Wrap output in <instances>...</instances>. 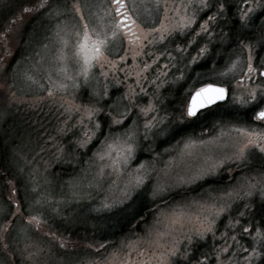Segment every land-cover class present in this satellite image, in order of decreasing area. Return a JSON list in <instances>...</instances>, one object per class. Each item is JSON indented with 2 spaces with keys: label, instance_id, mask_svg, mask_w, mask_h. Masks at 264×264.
<instances>
[{
  "label": "rangeland",
  "instance_id": "1",
  "mask_svg": "<svg viewBox=\"0 0 264 264\" xmlns=\"http://www.w3.org/2000/svg\"><path fill=\"white\" fill-rule=\"evenodd\" d=\"M28 1L0 0V57L5 56V53L9 57L7 64L4 58L0 63V101L8 110H19L17 118L14 113L9 112L12 119L7 125L12 128L11 124H15V129L9 132L15 139L12 140L13 149L9 151V159L21 177L19 201L22 202L24 191L30 202L26 209L29 215L20 218L18 214L22 209L16 210L18 198L13 181H2L0 264H156L155 256L159 255V251L153 252L152 242L156 233L161 231H168V235L161 242L170 244L175 241L182 253L207 240L208 246H216L215 260L219 264L238 255H242L240 264H248L246 257L249 253H240L241 249L249 248L252 251V247L261 242L253 239L255 230L252 232L239 218L235 220L236 218L219 217L223 220L220 225L216 221L214 232L208 233L203 240L193 236L195 242L191 245L187 237L188 229L192 225L187 219L189 216L194 218L201 205H211L213 201L216 207L224 206L226 212L234 210L238 204L233 199L235 193L244 192L242 189H246L249 183L264 181L263 174L252 177L237 172L239 178L234 181L233 188L202 190L197 196L186 199L171 200L168 196L170 193L179 196V189L226 174L227 169L232 171L239 169V166H251L255 162L254 165H257L259 161V158L251 157L240 164L226 162L216 170L215 175L195 178L210 165L231 155L234 146L241 141V134L233 129L245 128L264 132V123L261 122L252 126L237 122L219 123L208 136L186 137L175 144L170 142L172 126L181 123L179 117L182 107L178 105L173 109L171 99H167L166 89L175 88L185 82L186 95L187 90H194V86H199L200 81L214 79L223 82V86L230 89L231 104L244 108L247 107L236 103L237 98H245L254 88L264 89V78L257 75L244 76L249 52L241 49L240 45L222 67L213 69L212 65H208L203 77L192 71L194 75L187 81L186 76L190 71L207 57L214 42V31H217V38L220 40L222 18L218 17L216 21L209 23L210 36L200 28L209 15L217 14L218 8H203L200 0H128V7L133 10L130 14L137 25L132 28L134 35L128 36L121 30L120 37L111 41L105 49L104 56L93 62L85 79L83 75H77L81 71V64L72 58L71 49L61 48L57 33L62 29L60 36L65 39L70 37V43H74L75 34L77 30L83 32L84 23L90 28L111 32L118 19L111 0H48L44 12L35 20L33 30H28L27 27L35 14L25 13L21 19V12L28 8ZM221 2L224 0H219ZM207 3L210 5L208 0ZM243 3L244 0L239 1L240 9ZM258 4L264 5V0H250L249 6L255 9L251 13L252 17L262 9ZM192 7L194 8L191 10ZM77 8L80 9L79 12ZM243 10L247 11V8ZM13 16L15 18L10 19ZM183 17H191L194 22L191 27L180 31L176 26ZM6 18L9 21L7 26V23L1 24ZM262 21L261 33L264 36V16ZM18 26L19 32L16 31ZM161 27L170 30L163 41L160 40V32L153 31ZM197 32H200L199 36L196 35ZM4 33L8 34L7 40L4 39ZM21 38L25 39L24 43ZM219 40L216 39V43L219 44ZM201 48L207 49L204 55H200ZM233 61L237 62L234 70L227 75H220ZM258 61L260 63V59ZM145 64L150 67L145 69ZM26 75H30L32 79H26ZM68 76L72 79H67ZM189 83L193 88L189 87ZM61 84L65 87H60ZM49 87L54 88L51 96L48 95ZM82 89L87 91L85 101L80 98ZM123 96H127L128 100H122ZM105 99L114 111L125 112V105H130L132 109L127 112L130 117L127 123L123 127L114 126L111 135L122 134L129 126L133 131L138 130L135 155L118 172L112 167L104 166L110 165V160L106 158L101 161L96 155L106 150V145L101 141H105L110 134L108 124L102 133H95L86 147L80 148L77 143L78 140L92 135L89 125L95 123V120L90 122L84 115V109L97 101L104 105ZM149 103L153 105V111L145 117L140 114L139 109L146 108ZM165 108H172L173 114L163 112ZM108 111V106L104 105V112ZM98 118L105 119L104 116ZM153 118L156 126L146 131L144 124ZM61 138L69 141L64 140L65 143H62ZM157 147L163 149L158 150ZM73 150L75 152L72 158L70 153ZM141 150L148 157L138 156ZM252 151L261 154L264 160V154L255 149ZM110 155L115 157L116 153L113 151ZM81 156L77 167V158L80 159ZM62 165L68 167L66 175L60 172ZM246 170L244 168L243 171ZM138 175L144 178V185L133 191L131 198H126L125 190L129 181H135ZM157 185L166 187L156 198L161 201L162 207L155 211L152 220L141 233L124 238L111 247L70 246L62 243L57 230V233L53 232L46 225L50 215L56 220L63 219L72 224L84 215L127 204L132 197L143 191L149 198H153V189ZM105 204L111 207L105 208ZM21 207L23 205L20 204L19 208ZM173 212L186 214L184 227L176 225L174 229L166 228ZM43 213H46V220ZM33 216L41 221L39 225L35 221L29 223ZM245 227L250 229L248 234L243 231ZM233 236L235 240L232 239ZM225 247L229 251L220 252Z\"/></svg>",
  "mask_w": 264,
  "mask_h": 264
},
{
  "label": "snow or ice",
  "instance_id": "2",
  "mask_svg": "<svg viewBox=\"0 0 264 264\" xmlns=\"http://www.w3.org/2000/svg\"><path fill=\"white\" fill-rule=\"evenodd\" d=\"M112 6L114 8L115 16L118 18L114 24L111 32H102L96 27H89L87 23L83 24V32L81 33L77 30L75 34V42L70 43V37L65 39L63 36H60V32L63 31L60 29L57 33L59 37V43L62 49H71V56L76 60L77 63L81 64V71L77 75H83L85 79L88 77V70L93 65V62L99 61L104 56V51L109 45V43L115 39H118L121 34V30L128 36H133L132 28L137 27L136 21L131 15L132 9L128 7V0H111ZM200 4L203 8H210V5L207 3V0H200ZM250 0H244L243 5L240 9V14L238 17L241 27H246L253 22L251 13L255 11L253 7L249 6ZM258 7L264 8V5H257ZM46 8L44 0H41V3L34 8H24L21 12V19L25 13L36 12L37 9ZM247 8V11L243 9ZM225 10V4L219 3L217 14L209 15L207 20H205L201 25V30L207 34L211 35L208 27L209 23L216 21L219 18H222L221 14ZM79 12L80 9L77 8ZM83 16L81 20L83 21ZM194 19L191 17H183L180 23L176 26L180 31H183L185 28L191 27ZM26 26V25H25ZM20 28L17 27L16 31L19 32ZM153 31L160 32V40L163 41L165 36L169 33L167 27H161L159 29H153ZM4 39H8V34L4 33ZM67 35V34H65ZM197 36L200 35V32L196 33ZM137 40L140 37H135ZM191 43V42H190ZM241 49H247L249 54L247 57V70L244 72V76L257 75L261 78H264V57L260 58V63L258 65L254 64L253 57V47L250 44L244 43L243 40L240 41ZM179 50V49H178ZM207 51L205 48L200 49V55H204ZM66 58V57H65ZM2 59V58H0ZM123 59V57H121ZM195 59V57L193 58ZM82 62V63H81ZM236 61L232 62L225 72L220 75H227L229 72H232L236 66ZM150 65L145 64L144 68L147 69ZM67 79H72L71 76L66 77ZM26 79L31 80L30 75H26ZM34 82V81H33ZM60 87H65L61 84ZM230 89L223 86V82L217 81L214 79H209L206 81H200L199 86H194V90H187L185 100L183 102L182 109L180 111V122L182 124L187 123L193 119H197L200 116V112L207 108L212 107L213 105H218V102L226 101ZM54 94V88L49 87L48 95L51 96ZM87 94V93H85ZM107 89H105V96H107ZM122 100H128L127 96H123ZM236 103L241 104L242 106L249 107V110L252 111L253 115L251 119L253 121H258L264 123V89H252L247 93V96L243 99L237 98ZM104 105H107L109 108L108 112H104ZM104 105H100L99 101L89 104L84 109V115L87 116L88 120L91 122L95 120L94 125L90 124L89 127L92 128V135H88L86 139H80L77 141L78 147H86L93 139V136L97 131L102 133L104 124L107 123L109 127V136L105 141H101L102 144L106 145V150L103 153H97L101 161H104L106 158L111 161L110 165H104L105 167H112L114 171H120L121 166H127L129 161L134 157L137 147V136L138 130L133 131L131 126L122 134L111 135L114 126L123 127L127 123V119L130 117L127 116V112L131 111L130 105H125V112H118L112 109L111 105H108L107 99L104 101ZM153 111V105L148 104L146 108L141 107L139 109L140 114L147 117L149 113ZM104 116L105 119L101 120L98 117ZM156 126L155 118L152 121H148L144 124V129L146 131L150 130L152 127ZM233 131L241 134V141L234 146L231 155L224 157L219 162L212 164L208 167L207 170L198 174L195 178L202 179L205 176H212L216 174V170L221 168L226 162H235L237 164L243 163L251 158L252 149H255L259 153L264 154V132H256L248 130L245 128H235ZM115 152L116 156L113 157L110 155L111 152ZM142 167V166H141ZM103 168L101 169V172ZM144 178L137 176L135 181H129L128 187L125 190V197L131 198L132 192L140 189L144 185ZM257 184L264 185V181H258L254 183H249L246 186V189H242L245 195H251L252 190L257 187ZM165 188L157 185L153 189V199L158 198V194L165 191ZM261 197L264 199V186L260 188ZM226 195H231L228 193ZM123 203V201H121ZM105 208L111 207V205L105 204ZM224 206L216 207L215 201L211 205H201L200 211L196 213L195 217H188L187 222L192 225L188 229V243L191 245L195 241L193 236L199 240L205 239L208 233L214 232V226L216 219L219 218L221 213L225 211ZM184 213L173 212L169 219L166 228L174 229L176 225L184 227ZM243 215V213H241ZM35 221L37 225L41 221L33 216L30 217L29 223ZM238 223V221H237ZM244 233L248 234L250 229L245 227L243 229ZM168 235V231H161L156 233V238L152 242L154 247L152 248L153 252L159 251V255L155 256L156 264H181V259L179 258L180 249L177 247L176 242L172 241L170 244L162 243L164 237ZM235 240V236L232 238ZM254 240L260 241L264 244V230L257 228L256 234L253 237ZM63 247V244H61ZM187 252V249L185 250ZM229 248L225 247L220 249V252H228ZM243 251H247L244 249ZM259 255L256 248L253 246L251 253L248 254L246 259L251 260L252 257ZM187 258V257H185ZM219 260V255L217 256ZM197 264H205V260H198Z\"/></svg>",
  "mask_w": 264,
  "mask_h": 264
},
{
  "label": "trees",
  "instance_id": "3",
  "mask_svg": "<svg viewBox=\"0 0 264 264\" xmlns=\"http://www.w3.org/2000/svg\"><path fill=\"white\" fill-rule=\"evenodd\" d=\"M48 0H44V3L47 4ZM240 0H224L225 10L221 14V36L220 43L212 44L210 47V51L207 54V57L201 61L199 64L195 66L194 69L190 71V74L186 76L187 81L191 79L194 75L193 72L197 73V76L203 77L207 70L209 62L212 64L213 62L219 64V68L224 65V62L231 58L232 55L236 53L237 47L240 45V41L243 40L244 43H249L254 48V58L255 64L259 63L258 59L264 56V36L262 35V24H263V16H264V8L260 10L257 14L253 15V22L246 27H241L238 15H239V4ZM41 3V0H29L28 8H34ZM43 9H37V11L30 20L27 29L32 30V26L35 24V20L40 18V14ZM44 12V11H43ZM18 14V13H17ZM16 16V15H15ZM15 16L10 19H14ZM7 19L2 22V25H8ZM5 26V27H6ZM5 30V28H4ZM24 43L25 39L22 40ZM20 41V43H21ZM258 47H256V45ZM23 45V44H22ZM21 45V46H22ZM23 47V46H22ZM17 58V57H16ZM217 59V60H216ZM13 61H15L13 59ZM193 71V72H192ZM185 83V82H184ZM184 83L179 84L175 88L166 89L165 92L167 94V99H171V105L173 104V109H175L178 105H181L185 100V89ZM198 81L196 82V84ZM189 87L193 88L189 83ZM85 93L86 90L82 89L80 93L81 101H85ZM233 108L235 111L228 109ZM172 108H165L163 112L168 115L173 114ZM174 111V110H173ZM252 112L248 110H240L237 107H230L229 98L223 104H218L213 106L210 109H207L200 113L199 118L188 121L187 123H178L175 126H172V136L170 138V142L173 141L179 142L182 138L192 137V136H208L212 134L215 126L219 123H241L243 125H253V120L251 119ZM47 118V117H46ZM43 119V117H42ZM102 119V118H101ZM12 128L4 127V131H1L0 135V156L4 165L10 163L9 159V151L13 149L12 145L13 139L12 135L9 132L15 129V124H11ZM107 126V123L104 124V127ZM103 127V128H104ZM103 131V129H102ZM47 131H45L46 133ZM63 140V141H62ZM65 141H69L68 139L61 138L62 143ZM170 142L168 143L170 145ZM158 150L163 149V147H157ZM156 150V151H158ZM74 150L71 154L73 158ZM83 155V154H81ZM138 156H143L144 153L138 152ZM148 157L147 155H144ZM81 158H77V167L79 166V162ZM13 165V164H12ZM68 167H61L60 172L64 174L67 172ZM72 169H75L73 167ZM73 171L70 173L72 174ZM67 173H65L66 175ZM5 177L9 180L13 181V185L17 190V200L18 205L20 207L18 190L21 183V177L16 171H12L11 178L10 174L5 173ZM57 175V173H56ZM60 176V173L58 174ZM57 177V176H56ZM214 182V179H205L199 183L194 184L185 189H179L176 196L175 193H170L168 196L171 200L173 199H186L190 196H197L200 191H205L209 189H213V185L211 183ZM20 191V190H19ZM145 191L136 194L127 204L116 207L114 209L108 211H101L97 213H93L88 217L87 220L76 221L75 223H66L65 220L60 219L56 220L50 214L48 217L46 225L49 226L50 230L59 232L60 238L63 240L62 243L72 244L74 245H86L88 247H111L112 245L117 244L120 240L130 237L133 234L141 233L145 227L152 220L155 211L162 207V203L158 199L149 198ZM177 201V200H176ZM22 211H20L22 217H26L29 215L24 207H21ZM45 214L43 216L45 218ZM46 220V218L44 219ZM51 226V227H50ZM57 233V232H56ZM9 260L7 261V263Z\"/></svg>",
  "mask_w": 264,
  "mask_h": 264
},
{
  "label": "flooded vegetation",
  "instance_id": "4",
  "mask_svg": "<svg viewBox=\"0 0 264 264\" xmlns=\"http://www.w3.org/2000/svg\"><path fill=\"white\" fill-rule=\"evenodd\" d=\"M210 2V6L212 7V9L215 10V8H218L219 5V0H208ZM196 6V5H195ZM194 7L191 8V10ZM204 14V13H203ZM197 23H199V21L197 20ZM218 23V22H216ZM198 28V27H196ZM215 35V37H214ZM219 36V34L217 33V31H214L213 33V43L216 45L217 40H219L217 37ZM0 58H4V62H6V64L8 63V59L9 57L7 56V53H5V56H1ZM3 62V59H0V63ZM198 64V63H197ZM214 63H210L209 65H213ZM0 118L3 116V114L8 111L7 108H4V104L3 102L1 103L0 101ZM253 125H255L256 123H260L258 121H253ZM252 126V125H251ZM0 129L3 130L2 126L0 125ZM1 134V132H0ZM261 154H257L254 153V151H252V158H259L258 164L257 165H249L248 164L246 166H239L241 170L239 169H235V170H226L227 173L226 174H222L219 175L215 178H210V179H214V182L211 183L214 187V190H220V189H224L226 187L228 188H233L234 181L236 180V178H239L238 175H236L237 172H240L242 174L245 175H250V176H256L259 177V174H263L264 175V160L263 158H261L260 156ZM261 158V159H260ZM231 168V167H230ZM244 168H247V170L244 172ZM238 170V171H237ZM12 171H13V166L12 163H8L6 165H4V163L2 162L1 156H0V184L3 185L2 181H11V179L9 180L7 177H5V173L6 174H10L9 177L11 178L12 176ZM231 171V173H230ZM255 179V177H254ZM264 186L261 184H258V186L252 190V194L249 195H245L244 196V192H237L235 193L233 199L237 200L238 204L235 207L234 210H230V207H228V210H230V212H226L224 211L223 213H221V215L219 217H225V218H236L235 220H237V218H239V220L241 221V223L243 225H248L251 228V231L256 232L257 228H260L262 230H264V199H262L261 197V192H260V188ZM16 190V189H15ZM226 194V193H225ZM249 196L248 199H245ZM10 200V199H9ZM18 201V200H17ZM12 203V201H11ZM14 206L16 205V203L13 204ZM19 206L18 202L16 207ZM241 213H243V215H241ZM223 220L221 218H217L216 221L218 222L217 224L220 225V221ZM202 242V241H200ZM199 242V243H200ZM207 240H205L204 242H202L201 244L198 245H193L189 250L184 251V253H182L183 251H181L179 253V258L181 259V264H197L198 260H205V264H219V262H216L217 260H215V248L216 246L211 245L208 246L207 244ZM7 247V246H6ZM9 248V246H8ZM257 252L259 253V255H256L254 257H252L251 260H248V264H264V244H259L256 247ZM244 249H247V253H251V250L249 248H242L240 253L243 252ZM245 252V251H244ZM187 257V258H185ZM242 259V255H238L236 258L231 259L230 261L228 260H224L223 263L220 264H240Z\"/></svg>",
  "mask_w": 264,
  "mask_h": 264
},
{
  "label": "bare ground",
  "instance_id": "5",
  "mask_svg": "<svg viewBox=\"0 0 264 264\" xmlns=\"http://www.w3.org/2000/svg\"><path fill=\"white\" fill-rule=\"evenodd\" d=\"M36 24V23H35ZM35 24L32 26V30H33V28L35 27ZM219 67V64L218 63H214L213 65H212V68L214 69V68H218ZM229 98V97H228ZM228 100V99H227ZM229 105H230V107H237V108H239L240 110H248L249 108L247 107V108H244V107H240V106H237V105H233V104H231L230 102H229ZM212 108V107H211ZM210 109V108H209ZM228 109H231V110H233V111H235L233 108H228ZM207 110V109H206ZM9 112L10 113H14L16 116V118L19 116V110H8V111H6L4 114H3V116L0 118V125L2 126V128H4V127H6L7 126V123L9 122V120H11L12 118H11V114H10V117H9ZM252 112V111H251ZM27 113H30V112H27ZM144 155H147V153H144ZM12 156V155H11ZM148 156V155H147ZM13 171H16L15 170V168L13 167ZM19 200H20V198H19ZM21 200H22V202L21 201H19V202H21L20 204L21 205H23V207H24V209L26 210V209H28V205H30V202L26 199V193L23 191V193H22V196H21ZM25 202V203H24ZM29 203V204H28ZM26 207V208H25ZM90 215H92V213L91 214H89V215H84V216H82V217H79L78 219H77V221H81V220H87L88 219V217L90 216Z\"/></svg>",
  "mask_w": 264,
  "mask_h": 264
},
{
  "label": "water",
  "instance_id": "6",
  "mask_svg": "<svg viewBox=\"0 0 264 264\" xmlns=\"http://www.w3.org/2000/svg\"><path fill=\"white\" fill-rule=\"evenodd\" d=\"M227 100V99H226ZM225 101H221V102H218V104H220V103H224ZM214 106V105H213ZM208 109V108H207ZM203 111V110H202Z\"/></svg>",
  "mask_w": 264,
  "mask_h": 264
}]
</instances>
